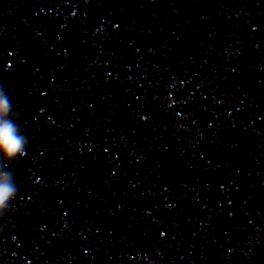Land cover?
Returning a JSON list of instances; mask_svg holds the SVG:
<instances>
[{"label":"water","instance_id":"95a60500","mask_svg":"<svg viewBox=\"0 0 264 264\" xmlns=\"http://www.w3.org/2000/svg\"><path fill=\"white\" fill-rule=\"evenodd\" d=\"M0 264H264V18L0 0Z\"/></svg>","mask_w":264,"mask_h":264},{"label":"clouds","instance_id":"9594fccd","mask_svg":"<svg viewBox=\"0 0 264 264\" xmlns=\"http://www.w3.org/2000/svg\"><path fill=\"white\" fill-rule=\"evenodd\" d=\"M8 112V103L6 99L0 98V114L4 116ZM27 139L24 135L19 134L17 127L11 122L5 121L0 123V151L7 158L14 157L18 152H22ZM14 188L10 185H0V208L4 206L5 201L12 195Z\"/></svg>","mask_w":264,"mask_h":264}]
</instances>
